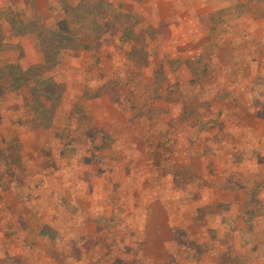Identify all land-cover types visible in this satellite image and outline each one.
I'll list each match as a JSON object with an SVG mask.
<instances>
[{
	"label": "rangeland",
	"instance_id": "1",
	"mask_svg": "<svg viewBox=\"0 0 264 264\" xmlns=\"http://www.w3.org/2000/svg\"><path fill=\"white\" fill-rule=\"evenodd\" d=\"M0 264H264V0H0Z\"/></svg>",
	"mask_w": 264,
	"mask_h": 264
},
{
	"label": "trees",
	"instance_id": "2",
	"mask_svg": "<svg viewBox=\"0 0 264 264\" xmlns=\"http://www.w3.org/2000/svg\"><path fill=\"white\" fill-rule=\"evenodd\" d=\"M58 25H59V29L62 30L63 32H68L70 30L66 20L59 21Z\"/></svg>",
	"mask_w": 264,
	"mask_h": 264
}]
</instances>
